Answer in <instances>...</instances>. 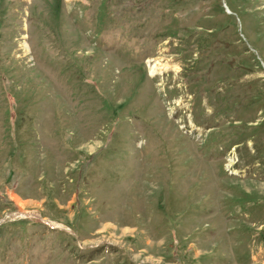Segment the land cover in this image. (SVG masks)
Listing matches in <instances>:
<instances>
[{
  "label": "rangeland",
  "instance_id": "rangeland-1",
  "mask_svg": "<svg viewBox=\"0 0 264 264\" xmlns=\"http://www.w3.org/2000/svg\"><path fill=\"white\" fill-rule=\"evenodd\" d=\"M0 264H264V0H0Z\"/></svg>",
  "mask_w": 264,
  "mask_h": 264
},
{
  "label": "bare ground",
  "instance_id": "bare-ground-1",
  "mask_svg": "<svg viewBox=\"0 0 264 264\" xmlns=\"http://www.w3.org/2000/svg\"><path fill=\"white\" fill-rule=\"evenodd\" d=\"M228 10V9H227ZM229 13H231L229 10H228ZM168 67H160V68H156L154 67L153 68V72L155 73L156 71H159V70H163V69H167Z\"/></svg>",
  "mask_w": 264,
  "mask_h": 264
}]
</instances>
